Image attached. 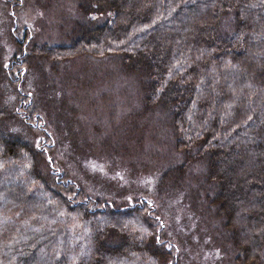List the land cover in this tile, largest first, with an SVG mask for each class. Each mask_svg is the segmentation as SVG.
<instances>
[{
    "label": "trees",
    "instance_id": "obj_1",
    "mask_svg": "<svg viewBox=\"0 0 264 264\" xmlns=\"http://www.w3.org/2000/svg\"><path fill=\"white\" fill-rule=\"evenodd\" d=\"M83 1L84 20L78 24L85 29L77 27L72 45H38L11 58V66L0 65V75L18 95L13 102L0 92V264H131L128 259L139 252L158 264H180L179 247L166 238L154 201L130 199L118 206V197L96 198L70 169L46 160L45 154L56 149L57 136L24 89V76L38 62L56 69L83 57L98 59L90 82L68 67L66 82L80 77V85L91 88L104 77L112 81L115 94L127 97L129 112L124 108L122 131L114 130L118 136H103L96 117L82 118L84 127L73 106L63 126L56 119L59 151L74 155L76 149L69 151L67 143L89 142L95 155L83 152L85 158L102 153L147 163L154 172L157 168L162 193L191 206L193 222L207 218L224 228L230 255H239L235 264H260L264 0ZM106 59L111 69L100 66ZM122 79L140 89L130 97L117 84ZM99 98L110 102L107 94ZM15 122L28 128V138L18 135ZM151 129L157 137H167V143L158 138L156 150L146 152L141 143ZM126 143L139 150H127ZM157 152L165 156L164 163L152 157ZM20 162H28L29 169L16 166ZM150 214L157 218L160 236L151 227ZM142 224L150 236L140 235Z\"/></svg>",
    "mask_w": 264,
    "mask_h": 264
},
{
    "label": "rangeland",
    "instance_id": "obj_2",
    "mask_svg": "<svg viewBox=\"0 0 264 264\" xmlns=\"http://www.w3.org/2000/svg\"><path fill=\"white\" fill-rule=\"evenodd\" d=\"M84 6L83 0H0V65L3 66L5 62L4 66L8 67L9 61L15 55L21 52L24 55L29 54L38 45L44 46L47 43L54 46L72 45L76 39L74 31L77 27L81 31L85 29L84 23L78 24L84 20ZM97 60L89 57L75 58L61 66L68 67L69 73H73L75 77L82 73L84 78L81 79H85L88 83L91 75L97 70ZM106 60L100 62V66L107 68L108 65L111 69L110 60ZM65 68L52 69L46 63L38 62L32 69L28 67L29 70L24 76V89L32 95L41 116L47 122L49 131L57 136L56 149L45 154L46 160L53 159L58 167L60 164L64 165L65 169L66 167L70 169L72 175L79 180V185L96 198L114 201L115 197H118L122 200L117 202L118 206H123L125 203L128 205L130 199H150L152 201H147L152 204L154 201L160 213L159 215L156 211L160 217L158 221L162 228L163 223L166 224V238L179 247L180 264H235L239 255L235 252L230 255L231 241L224 228L214 224L212 219L208 221L207 218L204 222L197 220L193 222L191 206L183 204V201L178 200V196H166L162 193L161 177L155 176L156 172H159L157 168L154 172L151 165L138 162L131 157V159H114L100 153L97 154L100 157L96 155L85 158L83 152L95 155L91 152L89 142L67 143L69 151L76 149L77 153L74 155L69 153L68 149L59 151L58 131L55 127L56 119L58 118L57 126H63V119L73 110V106L77 109L73 112L78 114L82 122V118L89 115L96 117V122L102 127L99 135L103 136H118V131H122L120 126L123 125L121 120L124 108H127V112H129V107L125 103L129 102L127 97L113 92L110 86L112 81L100 77L94 82L93 87L83 88L80 85V77L74 78L75 84L66 82V74L63 72ZM62 72L63 78H59ZM5 79L0 75V92L5 95L8 93L12 98L11 101L14 102L15 96L18 98V95L9 84H6L7 80ZM117 84L130 97L133 92L140 89L138 85H133V81L130 79H122ZM104 94L109 96L110 102L99 98ZM119 102H124V104ZM136 104L137 102H135ZM64 123L69 127L68 120H65ZM15 124L20 128L18 135L28 138V128L24 125L21 126L18 122ZM83 125L85 127L87 124L83 122ZM118 127L119 129H117ZM150 131L155 133V129ZM150 131L147 136H143L145 140L143 139L141 143V147L147 149L146 152L149 149L150 151L156 150L158 138L167 143V137H157L156 133L150 136ZM87 133L88 130L85 131L86 135ZM69 135L70 129L67 130L66 138ZM44 144L47 143L44 141ZM125 148L130 151L139 150L137 145L128 143L125 144ZM73 156L78 157L79 161H71ZM152 157L162 162L165 158V156L163 158L159 156L158 152ZM17 165L20 168L25 166L26 169H29L28 162H23V164L20 162ZM9 167L11 164L7 166V168ZM95 212L93 211V213ZM213 213L209 214V217H213ZM148 216L152 223L151 227L155 229L156 235L160 236L161 231L157 218L154 214ZM249 226L251 227V224ZM138 227L142 230L140 235L143 238L152 234L143 224ZM157 240L159 241L160 237H157ZM165 243L169 247L170 244ZM139 253L141 254H133L128 259L131 264H158L156 259L148 254ZM175 258L177 260V256ZM262 259L260 264H264V255ZM167 261H172V258L168 257Z\"/></svg>",
    "mask_w": 264,
    "mask_h": 264
}]
</instances>
